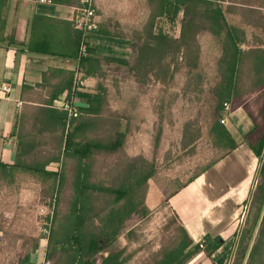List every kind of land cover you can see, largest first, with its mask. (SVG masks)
Here are the masks:
<instances>
[{
	"label": "trees",
	"instance_id": "1",
	"mask_svg": "<svg viewBox=\"0 0 264 264\" xmlns=\"http://www.w3.org/2000/svg\"><path fill=\"white\" fill-rule=\"evenodd\" d=\"M147 3L148 18L141 30L134 32L136 57L131 66L135 80L142 85L151 76L153 82L167 86L179 69L185 70L188 76L195 74L197 83L201 84L197 34L207 30L222 37L217 67L219 80L211 89L215 106L207 134L212 144L222 149L221 157L237 145L220 121L223 112L241 108L253 124L243 136L260 161L255 189L263 213L257 240L250 251L253 257L259 249H264V45L241 49L244 32L226 22L222 7L214 0H147ZM180 12L179 34L174 37L162 30L160 22L162 18L174 21ZM78 33L74 59L80 44ZM92 53L87 47L86 55L80 60L85 75L92 73L87 69L89 65L99 62ZM72 80L73 71H70L66 83L32 113V124L26 132L21 115L20 125L14 131L15 160L12 164L0 161V189L10 188L21 177H28L39 183L44 194L54 202L53 211L47 216L52 226L45 255L51 264H123L122 248L107 249L128 227L133 215L145 214L147 208L140 189L154 171L142 172L133 160L130 166L131 159L124 158V169L114 178L116 184L101 182L96 177L99 157L119 150L123 135L117 132L112 114L100 116L106 105L105 89L101 85L86 99L87 107L79 108L76 117H68L66 111L53 106L59 94L70 91ZM254 101H258L255 109L251 108ZM224 103L229 105L227 110ZM50 163L58 165L56 170L47 168ZM173 218L178 224L175 236L169 246L153 256L150 264H184L199 251L210 256L222 244L223 239L218 236H205L194 242L176 217ZM30 254V251L26 253L23 264H34Z\"/></svg>",
	"mask_w": 264,
	"mask_h": 264
},
{
	"label": "crops",
	"instance_id": "2",
	"mask_svg": "<svg viewBox=\"0 0 264 264\" xmlns=\"http://www.w3.org/2000/svg\"><path fill=\"white\" fill-rule=\"evenodd\" d=\"M51 1L41 3L38 0H0V161L3 163L12 164L15 160L17 138L14 131L20 125L21 115L23 130L26 132L32 124V113L66 83L75 66L73 51L79 33L73 26V18L81 0ZM214 1L218 4L222 2ZM139 9L141 17L137 18ZM148 15L147 0H96L97 28L89 35V46L93 51L92 56L98 58L99 62L87 67L92 72L90 75L83 72L85 87L83 92H78L76 105L78 108H86V99L96 93L98 85H101L105 89L106 105L100 116L112 114L117 132L123 135L122 138L123 121H132L135 126H143L144 122L148 127L157 124L156 116L146 117L140 111L142 105L153 102L149 100L153 91L148 87L152 84L147 82L140 86L131 70L136 57V41L132 33L141 30ZM225 20L228 23L226 17ZM198 34L199 74L202 78V46ZM208 34L209 39L215 38L218 43V67L222 54V37L214 36L209 31ZM244 39L241 49L256 47L255 44L246 43L249 40L246 32ZM131 48L134 50L133 62L130 54L127 55ZM113 58L124 59L128 63L130 75L110 88L106 83L105 65H109ZM149 79L152 81L151 76ZM3 84L10 87L8 94L1 90ZM66 94L64 90L55 100ZM226 119L227 123L224 119L223 124H226L236 141V147L221 157V154L217 156L211 166L194 174V178L188 179L165 199L171 214L194 242L201 241L205 236L223 239L222 244L210 256L199 251L184 264H231L239 241L241 248L238 253L242 257L239 264H264V249H259L255 256H250L251 247L257 240L260 220L247 249L243 245L244 230L249 227L246 226L247 205L260 165L259 157L243 140L244 134L252 129L253 124L241 108L227 113ZM51 165L56 167H50ZM57 166L56 163H50L47 168L56 170ZM132 228L127 227L107 249L122 248L123 264L132 263L133 254L129 250L133 240ZM17 252L18 248L11 253L0 249V264H23L26 254L20 256ZM30 252V261L34 264H38L46 255V249L41 252L38 246H34Z\"/></svg>",
	"mask_w": 264,
	"mask_h": 264
},
{
	"label": "rangeland",
	"instance_id": "3",
	"mask_svg": "<svg viewBox=\"0 0 264 264\" xmlns=\"http://www.w3.org/2000/svg\"><path fill=\"white\" fill-rule=\"evenodd\" d=\"M221 1L219 4L225 12L228 23L246 32L249 39L246 43L262 47L264 43L262 0ZM95 5L96 0L94 7ZM140 17L139 9L137 18ZM181 18L182 12L174 21L162 18L163 21L160 20L162 30L171 36H178ZM208 35L207 30H201L198 34L202 46L201 84L197 83L195 74L188 76L183 69L175 72L173 80L167 86L158 83L155 85L156 82L148 81L152 84L148 87L153 91L149 100L153 102L142 105L140 111L146 117L156 116L157 124L148 127L144 122L143 126H135L132 121H123L121 130L124 138L121 140L119 150L102 154L97 161L99 168L96 169V177L104 183H114L116 175L124 169L122 167L125 162L124 157L131 159L128 165L131 166L133 160V164L142 169V172L154 171L140 189L142 202L147 208L145 214L133 215L127 223L128 227H133V240L129 247L133 254L131 264H150L159 250L169 246L178 224L166 206V197L222 152V149L212 144L207 134L215 106V97L211 89L219 80L216 69L218 43L215 38L209 39ZM132 36L134 37V33ZM87 45L90 47L89 38ZM129 54L133 62L132 48L127 51L128 56ZM124 62L126 64H123ZM105 69L106 83L110 88L112 86L114 88L120 79L128 78L130 75L128 63L124 59L113 58L109 65H105ZM140 86L144 85L140 84ZM84 87L85 78L78 92H83ZM254 98L255 96L250 97L249 102ZM257 102L251 103V108L255 109ZM226 115L224 111L221 116L225 122ZM125 153L129 157H126ZM67 191L69 194L68 189ZM258 197V191L254 188L247 205L246 226L249 227L244 230L245 249L251 242L252 234L263 213V209L259 207ZM53 206L54 202L44 194L40 184L28 177H21L10 188L0 189V249L11 253L18 248L17 253L20 256L31 251L34 246H38L41 252L46 249L47 237L52 226L47 216L51 215ZM239 242L231 264H239L242 260L238 253L241 248ZM41 260L37 263L40 264Z\"/></svg>",
	"mask_w": 264,
	"mask_h": 264
},
{
	"label": "built area",
	"instance_id": "4",
	"mask_svg": "<svg viewBox=\"0 0 264 264\" xmlns=\"http://www.w3.org/2000/svg\"><path fill=\"white\" fill-rule=\"evenodd\" d=\"M41 3H51V0H38ZM73 26L77 29L80 34V44L78 54L76 57V67L73 69V80L70 91L65 97L55 100L53 106L62 109L67 112L68 117H76L79 114V108L76 105V96L79 91V87L83 84L84 73L80 67V60L86 55L87 51V39L90 33L97 28L95 21V7L94 0H81V3L75 9L73 18ZM1 90L8 94L10 87L6 84L1 85ZM229 107L228 103H224V108L227 110ZM224 123V119L220 120ZM258 182V177L255 181V186ZM255 188V187H254ZM40 264H51L49 260L43 258Z\"/></svg>",
	"mask_w": 264,
	"mask_h": 264
}]
</instances>
